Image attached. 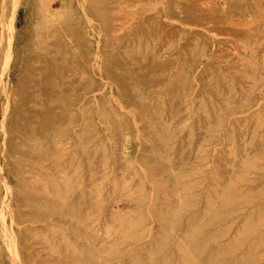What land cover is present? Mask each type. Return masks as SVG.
<instances>
[{
    "label": "rangeland",
    "instance_id": "rangeland-1",
    "mask_svg": "<svg viewBox=\"0 0 264 264\" xmlns=\"http://www.w3.org/2000/svg\"><path fill=\"white\" fill-rule=\"evenodd\" d=\"M2 1L0 264H264V0Z\"/></svg>",
    "mask_w": 264,
    "mask_h": 264
},
{
    "label": "bare ground",
    "instance_id": "bare-ground-1",
    "mask_svg": "<svg viewBox=\"0 0 264 264\" xmlns=\"http://www.w3.org/2000/svg\"><path fill=\"white\" fill-rule=\"evenodd\" d=\"M18 1H19V0H18ZM2 2H4V0H3ZM12 3H13V2H12ZM4 5H5V3H4ZM16 5H17V4H15V6H16ZM1 7L3 8L4 6L1 5ZM49 8H50V7H49ZM43 9H44V8H43ZM40 10H41V9H40ZM2 11H3V9H2ZM4 11H5V10H4ZM3 13H4V12H3ZM12 13H13V12H12ZM46 14H47V13H46ZM2 15L4 16V14H2ZM43 20H44V19H43ZM45 22H46V21H45ZM1 24H2V23H1ZM90 24H91V23H90ZM9 26H10V25H9ZM9 30H10V28H9ZM10 32H11V31H10ZM7 55H8V54H7ZM8 56H9V55H8ZM8 56H7V57H8ZM10 56H11V54H10ZM10 56H9V58H11ZM9 58H8V59H9ZM35 59H36V58H35ZM44 62H45V61H44ZM24 65H25V64H24ZM67 67H68V66H67ZM0 76H1V75H0ZM60 76H61V75H60ZM2 77H3V76H2ZM60 79H61V78H60ZM65 85H66V84H65ZM83 94H84V93H83ZM92 98H93V97H92ZM71 100H72V99H71ZM6 105H7V104H6ZM68 112H69V111H68ZM0 126H1V125H0ZM83 128H84V127H83ZM72 131H73V130H72ZM8 135H9V134H8ZM96 136H97V135H96ZM94 138H96V137H94ZM64 140H65V139H64ZM94 142H95V141H94ZM84 147H85V146H84ZM36 148H37V147H36ZM72 150H73V149H72ZM39 171H40V170H39ZM58 182H59V181H58ZM190 186H191V185H190ZM43 189H44V188H43ZM227 190H228V189H227ZM95 197H96V196H95ZM44 201H45V200H44ZM50 202H51V201H50ZM3 205H4V204H3ZM114 205H115V204H114ZM250 205H251V206H253V205L255 206L254 203H251ZM169 206H170V205H169ZM70 207H71V206H70ZM257 207H258V206H257ZM259 207L261 208V206H259ZM259 207H258V208H259ZM85 209H86V208H85ZM86 210H87V209H86ZM112 210H113V209H112ZM70 211H71V210H70ZM251 214H252V213H251ZM69 215H70V213H69ZM232 215H233V214H232ZM232 215H231V216H232ZM54 216H55V215H54ZM32 217H33V216H32ZM229 217H230V215L228 216V218H229ZM92 218H93V217H92ZM110 218H111V217H110ZM228 218H227V219H228ZM72 219H73V218H72ZM72 219H71V220H72ZM90 219H91V217H90ZM24 220H25V219H24ZM71 220H70V221H71ZM137 221H138V220H137ZM196 221H197V220H196ZM71 222H72V221H71ZM164 222H165V221H164ZM18 223H19V222H18ZM231 223H232V222H231ZM21 224H22V223H21ZM28 225H29V224H28ZM136 225H137V224H136ZM232 225H233V224H232ZM168 226H169V225H168ZM170 226H171V225H170ZM188 227H191V225L189 224ZM79 228H81V227H79ZM86 229H87V228H86ZM125 230H126V229H125ZM189 230H190V229H189ZM157 232H158V231H157ZM170 232H171V231H170ZM195 232H196V231H195ZM158 233H159V232H158ZM158 233H157V234H158ZM150 235H151V234H150ZM138 236H139V235H138ZM21 237H22V236H21ZM53 238H54V237H53ZM208 239H209V238H208ZM39 240H40V239H39ZM53 240H54V239H53ZM135 240H136V239H135ZM149 242H150V241H149ZM152 242H153V241H152ZM21 243H22V242H21ZM202 243H205V245H209V244L211 243V241H210V240H207V242L205 241V242H202ZM10 244H12V243H10ZM148 244H149V243H148ZM43 245H44V244H43ZM173 245H174V248L178 251V253H179L180 255H183V256H182V260H184V262H187V261H186V260H187V259H186V258H187V255H186L185 253L183 254V250L180 248L179 243L176 241V242H174ZM220 245H221V244H220ZM260 247H261V246H260ZM218 248H221V246H218ZM222 249H223V248H222ZM65 250H66V249H65ZM258 251H259V250H258ZM125 255H126V254H125ZM140 255H141V254H140ZM257 257H258V256H257ZM257 257H256V258H257ZM141 258H143V257H141ZM258 259H259V258H258ZM29 260H30V259H29ZM142 260H143V259H142ZM26 261L29 262L28 260H26ZM260 261H261V260H260ZM36 262H37V261H36ZM53 263H55V262H53ZM248 263H249V262H248ZM260 263H261V262H260ZM99 264H100V263H99Z\"/></svg>",
    "mask_w": 264,
    "mask_h": 264
}]
</instances>
